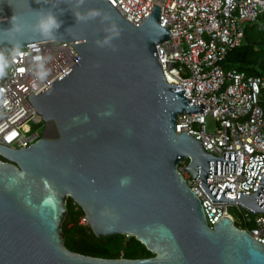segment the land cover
I'll return each instance as SVG.
<instances>
[{"label": "water", "instance_id": "obj_1", "mask_svg": "<svg viewBox=\"0 0 264 264\" xmlns=\"http://www.w3.org/2000/svg\"><path fill=\"white\" fill-rule=\"evenodd\" d=\"M138 26L108 0H0V29L15 14L34 22L35 11L52 9L63 21L53 43L71 42L78 61L28 99L42 115V136L27 147L0 144V264H264V245L222 216L210 226L200 199L178 165L184 167L212 203H239L264 213V173L257 190L225 197L207 174L235 172L236 153H207L186 131L175 132L182 113H203L185 85L166 80L155 53L170 39L153 4ZM90 8L108 12L120 27L116 51L97 47L105 35L99 18L76 22ZM22 48L42 41L19 37ZM10 48L0 44V49ZM98 65V66H97ZM130 178L121 186L120 181ZM84 212L97 237L134 236L151 253L146 258H104L70 250L63 221L67 199Z\"/></svg>", "mask_w": 264, "mask_h": 264}, {"label": "built area", "instance_id": "obj_2", "mask_svg": "<svg viewBox=\"0 0 264 264\" xmlns=\"http://www.w3.org/2000/svg\"><path fill=\"white\" fill-rule=\"evenodd\" d=\"M108 2L136 26L149 15L153 4L160 7L159 23L170 28V39L155 46L163 74L168 82L185 85L186 97L192 104L206 106L203 113L179 114L175 132L186 131L215 157H221L223 152H237L235 172L207 174L208 184L221 190L229 187L230 192H225L228 198H237L238 192L253 194L264 173V74L224 69L222 62L229 51L241 44L245 25L264 12V0ZM36 55L51 58L46 65L49 75L42 83H34ZM79 57L71 42L42 40L21 48L7 75L0 78V144L27 147L42 136L46 122L28 96L40 93ZM208 116L215 120L214 132L207 129ZM186 165L184 160L178 168L200 199L207 223L212 226L222 216H229L264 245V213L254 214L239 203H212L198 185L199 180L184 169ZM229 207L235 209L238 220L228 212ZM85 220L81 218V222Z\"/></svg>", "mask_w": 264, "mask_h": 264}, {"label": "trees", "instance_id": "obj_3", "mask_svg": "<svg viewBox=\"0 0 264 264\" xmlns=\"http://www.w3.org/2000/svg\"><path fill=\"white\" fill-rule=\"evenodd\" d=\"M224 69L237 68L249 75L264 74V12L245 25L241 44L229 51L222 62ZM84 212L70 197L63 221L65 245L72 251L104 258H146L151 253L134 236L116 234L97 237L88 225L79 223Z\"/></svg>", "mask_w": 264, "mask_h": 264}, {"label": "clouds", "instance_id": "obj_4", "mask_svg": "<svg viewBox=\"0 0 264 264\" xmlns=\"http://www.w3.org/2000/svg\"><path fill=\"white\" fill-rule=\"evenodd\" d=\"M84 2L85 0H76L78 6L83 5ZM34 11V22L27 24L21 23L20 17L14 14L10 19V26L0 29V44L10 46V48L0 50V78H4L7 75L12 62L21 54L22 42L19 37H24L25 33L31 32L37 34L42 40L55 41L61 34L59 30L63 21L58 17L62 13L57 14L52 9H38ZM97 18H99L101 23L106 25L103 30L107 35L102 39H97L95 44L97 47H107L112 51H116L113 40L120 37L122 30L108 12L98 8H90L84 12L75 13L76 22L81 24H86ZM50 59V57L41 55L33 57L32 72L35 78L34 83L46 81L49 75V70L46 65ZM37 86L39 85L37 84ZM129 182L130 178H124L120 181L121 186H125Z\"/></svg>", "mask_w": 264, "mask_h": 264}, {"label": "rangeland", "instance_id": "obj_5", "mask_svg": "<svg viewBox=\"0 0 264 264\" xmlns=\"http://www.w3.org/2000/svg\"><path fill=\"white\" fill-rule=\"evenodd\" d=\"M33 129H36V127L33 126ZM207 129H208V131H210V132H214V131L216 130L215 120H214V118H212V117H210V116L207 117ZM38 130H39V132H42L43 129H42L41 127H39ZM186 162L188 163V160H186ZM228 212H229L230 214H232V215L238 220V216H239V215H237V212L235 211V209H234L233 207H229V208H228ZM79 223H80V224H83V225H87V220L81 222V219H80V220H79Z\"/></svg>", "mask_w": 264, "mask_h": 264}]
</instances>
